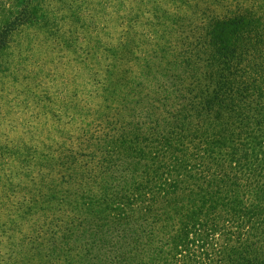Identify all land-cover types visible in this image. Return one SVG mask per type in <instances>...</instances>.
I'll list each match as a JSON object with an SVG mask.
<instances>
[{"label":"rangeland","instance_id":"rangeland-1","mask_svg":"<svg viewBox=\"0 0 264 264\" xmlns=\"http://www.w3.org/2000/svg\"><path fill=\"white\" fill-rule=\"evenodd\" d=\"M238 15L248 30L219 36L215 24ZM225 83L238 104L248 88L262 104L264 0H0V264H264L238 241L264 225L192 212L233 141L264 150V118L208 112ZM125 134L146 157L122 149ZM182 135L203 173L169 159L158 176L179 189L158 195L151 139Z\"/></svg>","mask_w":264,"mask_h":264},{"label":"trees","instance_id":"trees-1","mask_svg":"<svg viewBox=\"0 0 264 264\" xmlns=\"http://www.w3.org/2000/svg\"><path fill=\"white\" fill-rule=\"evenodd\" d=\"M251 22L252 19L247 20L243 15H238L236 17L226 16L222 18V20H219L215 26L219 36L224 38L231 36V38L234 39L240 33L247 31L249 28L247 24ZM183 61L190 68L196 65L192 58H184ZM221 87L224 91L221 93V98L216 96L212 98V100H208L206 102L209 113L217 114L225 121H232L236 117H240L242 119L246 118L249 114H247L245 110L248 108V111H251L252 114L255 113L259 117L264 118V95L261 96V93H257V91H255V93L258 94V97L261 99L262 104L257 108H253L255 106H251V102L248 100L250 97L249 93L251 92L248 90L249 88L246 90L249 91V93L247 92L246 98L249 103L245 101L243 102L245 106H243L238 104V89H236L230 83H225ZM220 91L221 88L219 93ZM214 99H218L217 104L214 102ZM110 137L112 138V142L118 140L116 136ZM122 138L124 145L122 147L123 150L137 154V156L139 155L140 158L146 155L145 150H140L139 142L136 137L131 136L130 138H127L125 134ZM151 140L155 145L158 144L160 149V157L162 159L159 162L157 161L156 167L153 169L154 172L152 171L151 174L148 173V182L155 183L159 179L166 180L165 183H161V186L159 187L160 191L157 192L158 195H169L171 186H173L176 190L178 188V185L167 182V179L169 180L171 178L169 176L171 175L170 172L164 171L161 176H158V173L166 170L169 159L177 160V164L179 166L178 169H182L181 171L191 177H193L195 174L203 173L202 171H197L196 167H193L188 163L189 159H193V157H190L191 151L188 150L190 149V140L188 136H161L158 138H152ZM232 143V158H221L223 160L222 166L224 165V168L220 172L222 178L220 180V184L213 187L212 191L210 192L201 193L197 198L192 197L191 201L194 203L192 212L200 211L219 213L223 216L229 217L228 220L233 218L248 219L254 224L259 223L260 225H264V150H253L251 147L245 146V144L241 141H233ZM200 148L201 150H209L210 143L206 140H202ZM138 150H140L139 153L137 152ZM108 156H111V153ZM198 156H200V154ZM226 160L229 161L227 164ZM145 165L146 167L148 166V164L144 163L143 166ZM198 165L202 166V164ZM132 169L134 172H138V168L132 167ZM169 181H171V179ZM137 189L142 190V192H146L143 189H147V187L138 186ZM201 196L202 198L200 200ZM120 204L121 207L131 205L129 200L127 203L121 202L118 205L120 206ZM95 210L96 209L92 211ZM195 220L196 221L195 224H193V227L197 226V223H199L198 221L202 222L200 218H196ZM72 222L74 225L79 224L78 227H84V229L90 225V222L87 221V217H83L81 215L76 219L74 218ZM65 236L68 237V234H65ZM238 241L242 244L251 243L259 249L264 250V230H248L246 233H240L238 235ZM73 259V255H70L68 258H66V260H72V262Z\"/></svg>","mask_w":264,"mask_h":264}]
</instances>
